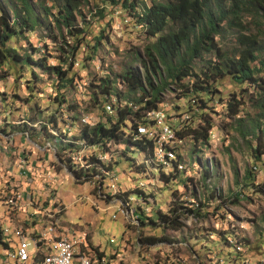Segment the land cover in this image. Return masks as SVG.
Wrapping results in <instances>:
<instances>
[{"label":"trees","instance_id":"1","mask_svg":"<svg viewBox=\"0 0 264 264\" xmlns=\"http://www.w3.org/2000/svg\"><path fill=\"white\" fill-rule=\"evenodd\" d=\"M96 1L98 4L93 5V16L102 19L99 5L120 6L151 42L144 47L141 56L132 53L134 64L123 65L117 74L108 70L103 77L83 86L88 96L87 105L100 114L97 123L90 126L80 124V118L84 114L82 110L85 109H80L77 102L69 103L66 96L75 90V83L79 81L77 75L72 73L79 48H89L80 62L82 68H85L93 59L100 40L104 39L99 35L92 45L84 43L83 36L88 21L83 11L89 7V0H0V67L5 68V72L0 75V81L6 79L12 70H15L16 74L27 70L28 79H24L23 83L29 93L37 89L42 82V76L50 81L54 93L50 100L55 105V112L41 117V120L29 116L25 121L39 125L43 122L40 129L44 132V137L50 140L47 143H50L56 153H60L59 161L62 164L67 161L61 152L77 147L63 142L70 138L74 141L81 140L88 146H101L106 150L108 144H115L117 150L113 155L117 160L110 164L109 170L124 166L135 175L151 173L157 166L153 159L155 141L141 135L140 131L148 125H153L151 114L163 105L164 91L179 93L177 98H182L187 111L192 112V118L178 123L180 127L174 129V137L180 141L187 139L191 143L189 156L192 164L198 167L201 187H204V181L210 183L215 175L212 166L208 168L206 160L198 156L201 150L209 145V132L212 129L208 116L212 107L208 106L209 103L218 102L225 109L228 117L233 118L234 130L239 138L245 143H254L253 146H248L250 157L255 162L263 163L261 157L264 155V83L257 76L264 73V13L260 14L264 12V0ZM245 17L256 21L260 31L249 32L244 24ZM29 34H39L38 38L48 41L53 50H48L44 42L39 47L32 46L27 40ZM228 38H232L233 44L226 47ZM19 40L25 42L26 48L18 46ZM51 51L55 56H52ZM50 59L56 64L50 65ZM224 78L233 85H244L251 90L249 102L254 110L253 117L245 118L247 114L243 118L238 117L239 107L244 100L242 96L237 97L231 93L228 99L222 102L215 85ZM107 104L111 106L110 114L105 111ZM171 109L174 113L180 111L177 104L171 105ZM63 111L66 113V119L71 122L69 126L77 123L75 135L59 138L45 134L47 126L54 131H60L57 128V118L62 119L60 113ZM55 113L59 116L56 117ZM37 114L41 115V112ZM178 117L177 115L176 118ZM166 118L170 119L167 115ZM59 123L64 122L59 120ZM26 127L23 125L16 129L22 132ZM167 153L172 154L175 159L171 161L168 173L158 166V180L165 188L169 185H181L186 190L187 184H192V180L183 177V172L178 170L179 164L182 163L180 156L175 154L172 146H168ZM166 157L169 161V157ZM137 158L139 162H136ZM96 165L91 169L94 176L100 175L98 169L101 166L97 163ZM72 174L80 181L84 172L72 171ZM245 174L247 177L243 179L247 181L250 172L246 171ZM235 184L242 188L247 186L245 182ZM254 189L262 194L264 181L261 185L254 186ZM175 191L174 189L172 192L174 201L169 202L165 213L157 209L151 194L145 195L139 189L132 191L135 197L150 206L147 217L136 208L138 226H148L151 230L160 231L158 237L138 238L139 247L173 243L168 239L167 232L181 231L184 227L183 220L187 216L205 215L200 213L201 208L205 206L194 189L188 190L196 204L194 209L183 206L185 202H178ZM205 193L204 200L221 199L218 188L208 192L206 190ZM240 196L242 197L241 192L234 193L231 199L236 201ZM127 197L128 194L122 193L115 198L125 200ZM214 233L230 248L233 247L231 242L236 243V250L241 245L246 247V241L237 238L233 230ZM40 237H36V241H39ZM38 245L41 244L38 242ZM89 248L104 256L91 245ZM234 253L240 256V253ZM41 255L43 256V252L39 249L34 261L39 262Z\"/></svg>","mask_w":264,"mask_h":264},{"label":"rangeland","instance_id":"2","mask_svg":"<svg viewBox=\"0 0 264 264\" xmlns=\"http://www.w3.org/2000/svg\"><path fill=\"white\" fill-rule=\"evenodd\" d=\"M89 2V7L84 8L83 11L88 21L83 36L84 43L88 46L92 45L93 40L99 35L104 39L100 40L93 59L85 65V68H82L80 62L89 48L84 46L79 48L72 67V73L77 75L79 81L75 83V90L67 93L66 96L69 103L77 102L80 109H85L82 110L84 114L80 118V124H86L83 123L86 121L92 126L97 123L95 119L96 117L99 118L100 114L87 105L88 96L83 86L99 77H103L108 70L117 74L123 65L134 64L132 53L135 52L141 56L144 47L151 40L145 38L143 32L135 26L120 6L99 5L102 11V19H99L93 16L95 10L93 5L98 4V2L96 0H89ZM244 24L251 33L260 31L256 21L250 20L249 17L244 18ZM38 36L39 34H29L27 36L29 44L39 47L44 42L48 50H53L48 41H42ZM230 44H233L232 38H228L225 46L229 47ZM10 46H13V44H10ZM18 46L26 48L23 40L18 41ZM51 54L55 56L52 51ZM48 63L50 65L56 64L53 59H50ZM3 72H5V68L0 67V75ZM257 77L264 83V73H259ZM41 78L42 82L32 93L27 91L23 83L24 79H28L27 70H22L19 74L12 70L6 79L0 81V175H2L3 167H9L11 174L14 175L15 179H18V168L15 164L19 162L23 165L32 166H37L39 162H46L54 167L58 181L56 184L57 196L62 204L66 206L61 216L59 229L62 232L82 237L85 242L83 248L85 247L86 255L96 254V252L90 250L89 246L91 245L104 254L103 257L106 260L113 259L111 264H241L242 260H247L249 264H264V192L259 194L255 189L253 190L254 186L261 185L264 181V155L261 157L263 163L255 162L250 157L248 146H253L254 143H245L239 138L234 130L233 118L228 117L225 109L218 102H212L208 105L212 107L211 112L208 114L212 123V129L209 132V145L198 154L200 158L206 160L208 168L212 166V172H215L210 183L204 181V187L200 186L198 167L192 164L189 156L191 143L187 139L180 141L176 137L171 146L175 154L179 155L182 160L178 170L183 172V177L192 180V184H187L186 190L181 185H169L168 188H165L158 180L156 170H159L158 166L163 167L162 171L168 173L170 163L175 159L169 153V161L166 164H156V169H152L151 173L135 175L124 166L116 167V169L113 167L110 171L116 181V186L120 190L119 192L128 194V197L132 196L131 200L134 207L140 206L145 217L149 216L150 206L140 200L138 201V198L132 193L138 184H141L142 191H146L145 195L151 194L154 197L156 207L162 213L167 211L169 202L174 201L172 196L174 189L176 190L177 201L185 202L183 206L192 209L196 207L195 201H193L188 191L190 189H194V192L198 193L202 205L205 206L200 211L201 214L205 213L204 216H187L183 220L184 227L181 231L167 232L168 239L172 240L173 243L139 247L138 238L145 236L158 237L160 231L151 230L148 226L140 228L137 223L132 225L130 220H122L120 217L111 218L117 206L115 201L118 199L106 195L104 184L109 179L94 185L87 181L75 182L65 174L66 172L55 167L51 154H42L34 149V144L42 148L50 140L44 137V132L40 129L43 122L39 125V123L29 121L28 123L25 120L29 116L41 120V117L55 112V105L50 100L54 96L50 81H47L43 76ZM215 88L218 96L223 100L222 102H225L231 93H234L237 97L242 96L244 100L239 107L238 117L243 118L246 114L245 118L253 117L254 110L249 102L252 96L250 89H247L244 85H233L225 78L218 82ZM178 94L177 92L164 91L162 93L163 105L159 106L170 117L169 122L174 124V129L180 127L178 123L192 118V112L187 111L185 101L182 98H177ZM174 104L180 107L179 113H174L171 109V105ZM38 112H41V115H38ZM60 114H62V119L58 117L59 114L55 113L58 117L57 128L60 131H54L46 125L45 134L59 138L75 135L77 123L69 126L71 122L66 119V113L63 111ZM177 115L178 118H176ZM89 116L92 119H89ZM59 120L64 123H59ZM23 125L27 127L19 132L16 128H21ZM146 128H150L149 125ZM25 133L27 134V140L23 135ZM9 140H11V144H9ZM63 142L72 144L74 140L69 138ZM111 149L114 153L117 146H112ZM65 154L68 155V153H64V159L67 161L69 158L65 157ZM116 160L117 158L114 155L110 164L116 162ZM136 162H139V158L136 159ZM246 171L250 172V178L248 177L249 180L244 181L243 178L247 177ZM236 182L238 184L245 182L247 186L245 188L240 185L236 186ZM1 188L2 180H0V191ZM215 188H218L221 199L217 201L204 200L206 190L208 192ZM240 192L242 197H237V200L233 201L231 196ZM77 196L84 197L83 203L72 205L73 198ZM118 202L121 204L120 201ZM147 202L150 203L149 199H147ZM192 203L194 204L190 207L189 204ZM144 209L147 211H144ZM18 217H15L13 221L15 229H18L21 221H23L21 214H18ZM230 230H233L237 238L246 241V247L241 245L236 250V243L229 240L233 244V247L230 248L224 245V242L214 233L229 232ZM22 233L23 245L32 257L30 263H33L39 250L35 249L34 251L33 241H36V237L41 236L39 241L46 240L47 245H53V230L38 226L32 230H23ZM24 233L25 237H23ZM13 234H17V232ZM14 240L17 241L18 239L14 238ZM42 251L45 254L49 253L47 249H42ZM234 252L240 253V256ZM116 255H118V258H116Z\"/></svg>","mask_w":264,"mask_h":264},{"label":"built area","instance_id":"3","mask_svg":"<svg viewBox=\"0 0 264 264\" xmlns=\"http://www.w3.org/2000/svg\"><path fill=\"white\" fill-rule=\"evenodd\" d=\"M152 117L153 125L150 126V128H143L140 134H149L153 136L154 132L163 131L165 132V138H167L175 128L174 124L169 122L163 110H160ZM89 119L92 118L89 116ZM95 121H98L97 117ZM25 138L27 139V137ZM8 142L11 144V140ZM91 147H95V145H91ZM69 150L70 149H65L61 153L69 154ZM51 158L59 166V153H54L52 151ZM97 159L109 158L107 155H97ZM71 161L74 163V157H71ZM84 161L85 159L82 158V166ZM15 165L18 168V179H15L14 175L11 173H5V167L2 168V175H0L2 187L7 190V196H13V204H9V206H2V200H0V264H25V259L28 258V252L23 245L24 240L20 239L18 235H13L11 233V225L3 221V211H16L21 214L22 219L28 221L29 219L39 218L36 215L37 207H44L45 210L57 212L58 208L66 207L57 196L56 184L58 181L48 176L47 169L34 168L32 165H23L20 164V162ZM66 178L68 177L66 176ZM85 180L92 185L100 183L96 180V176L95 178ZM139 185L141 186V184ZM100 186H98V188H100ZM114 187H117L114 178L104 184V190L107 196L114 197ZM83 198L82 196L73 198L72 205L77 203L82 204ZM115 202L117 206L114 210L115 213L111 216L112 219L120 217L122 220H130L137 223L136 208L140 206L135 208L132 203V208H123L117 200ZM14 238L18 240L15 241ZM33 244L34 251L35 249H47L49 251L60 252L58 264H81V261L77 258L75 253V245H68V247L37 245V241H33ZM116 258H118V255H116ZM96 264H106V260L96 259ZM241 264L249 263L247 260H242Z\"/></svg>","mask_w":264,"mask_h":264},{"label":"bare ground","instance_id":"4","mask_svg":"<svg viewBox=\"0 0 264 264\" xmlns=\"http://www.w3.org/2000/svg\"><path fill=\"white\" fill-rule=\"evenodd\" d=\"M160 110L161 109L156 110V111H154L151 114L152 120H153L152 116L157 114ZM105 111H106L107 114H110L111 113V106L107 104L105 106ZM168 120H170V119H168ZM83 123H86V125H89L88 122H86V121H84ZM141 135H145L148 138L154 139V141H155L156 147H155V151L153 153L154 162L156 164H161V163H165L166 164L167 163V160H166L167 157L166 156H168L167 148H168V146H171L173 144L174 138H175L174 137V129L171 131L170 135L167 136V138H165V132H163V131H156V132L153 133V136H151L149 134L148 135L141 134ZM72 144L76 145L77 147H74V148L70 149L68 155L65 154V157H67L69 159L63 165H65L67 170L69 169V171L71 173H72V171H74V173L75 172H78V173L79 172H84V175L81 177L80 182L81 181H84V182L87 181L85 179L95 178V176H94L95 174L93 175L91 173V169H92L93 166H97L96 163L99 166H101L98 169L99 170L98 172H100V175L96 176V180L98 182H101V181L103 182V180L106 181L108 179L111 180V179L114 178L113 175L110 172L111 170H109L108 168H109V165H110V161H111L112 157L114 156L113 153H112V149L111 148H112V146H115V144H113V143L108 144L106 146V148H108V150H106L105 148H103L101 146H95V147H91V145L88 146V145H86L85 142H83L81 140L74 141ZM49 147H50V145L48 144L47 148H49ZM95 148H96V154H95ZM54 153H56V152L54 151ZM97 155H107L109 159H97ZM71 157H74V163L71 161ZM82 158L85 159V161L83 163V166H82ZM59 160H60V153H59ZM59 165H60V161H59ZM34 168H35V166H34ZM39 169H43V168H39ZM60 169L63 171V169L61 167H60ZM93 169H95V168H93ZM5 173H6V167H5ZM47 173H48V176H49V170L48 169H47ZM85 175H88V177H84ZM74 178H75L76 181L78 180L75 176H74ZM141 179H142V177H141ZM142 180H144V179H142ZM78 182H79V180H78ZM141 187L142 186H140L138 184V186H136L135 189L141 190ZM119 191L120 190H119L118 187H114V197H116L118 194L119 195L122 194ZM131 197H127L125 200L123 198L122 199L123 201L120 200L121 199L120 198L117 201L121 202V206L123 208H132ZM139 200L141 201V199L138 198V201ZM9 204H13V199L8 202V205ZM4 205H5L4 201H2V206H4ZM61 208H66V207H61ZM137 208H139L140 211L143 213L142 208H140V207H137ZM58 209H60V208H58ZM144 211H147V210L144 209ZM43 212H44V210H43ZM44 213L46 214V216H49V218L51 220H53L52 224H55L57 222L59 214H61L62 211L60 212V210H59L58 212L57 211H52L51 212V210H46ZM130 222L132 223V225L135 224V222H132V221H130ZM13 235H17V234H13ZM52 235H53V237H52V241L53 242L52 243L54 245L58 246V247H68V245H75V253H76L77 258L81 261V264H96V259L106 260L103 256H100L97 253L94 254V255H91V256L86 255L85 251H84L85 247L83 248V246H85V242H84V239L82 237H79V236H77L75 234H71V233H65V232H62L60 230H53V234ZM18 236L20 237V239H22L20 235H18ZM22 240H24V239H22ZM38 242L41 245H47V241L46 240L37 241V245H38ZM40 251L43 252L42 249H40ZM31 259H32V257L28 253V258L25 259V264H58V260L60 259V252L55 251L54 253H52L49 256L46 255L43 252V256L41 255V257L39 259L40 260L39 262L33 261V263H30ZM111 260H113V259H111ZM111 260H106V264H111L112 263Z\"/></svg>","mask_w":264,"mask_h":264},{"label":"crops","instance_id":"5","mask_svg":"<svg viewBox=\"0 0 264 264\" xmlns=\"http://www.w3.org/2000/svg\"><path fill=\"white\" fill-rule=\"evenodd\" d=\"M27 137V134H23ZM27 140V139H26ZM48 143L46 142V145H44L42 148L34 145V149L36 151H38L39 153L41 152L42 154H51L52 155V151L54 152L55 149L52 148V147H49V148H44L45 146L47 147ZM50 145V143H49ZM51 146V145H50ZM56 152V151H55ZM54 165L55 167H61L63 169L64 172H66L65 174L70 177L71 179H73L75 182H78L75 180L74 176L72 175L71 172H69L66 168L65 165H63L61 162H60V165L58 166V164L54 161ZM35 168H43V169H48L49 170V177H53L54 180H57L56 176H55V170H54V167H51L49 164H47L46 162H39L37 164V166H35ZM6 173H11L10 172V168L9 167H6ZM107 181V180H106ZM5 198V199H4ZM0 199L2 201H4V206H9L8 205V202L11 201L13 199V196H7V190L4 189L3 187L1 188V191H0ZM65 208H60L58 209V211L60 210V212L62 211L63 213V210ZM46 211L44 207H37L36 208V215L39 217L38 219H29L28 221L24 220L21 221V225L18 227V229H15L13 227V221L15 220V217H18V212L16 211H3V220L5 222H7L8 224H11V232L12 233H15L17 232L18 235H23V230H32V229H35L36 227L40 226L42 228H47L48 230H60L59 229V224H60V220H61V216H62V213L59 214V217L57 219V222L55 224H52V221L49 216H46V214L43 212ZM52 212V211H51ZM19 218V217H18ZM62 230V229H61ZM26 233V232H25ZM25 233H24V236L25 237ZM39 237V236H38ZM54 245V244H53ZM55 251H49V253H47L46 255H51L52 253H54ZM35 259V257H34Z\"/></svg>","mask_w":264,"mask_h":264}]
</instances>
